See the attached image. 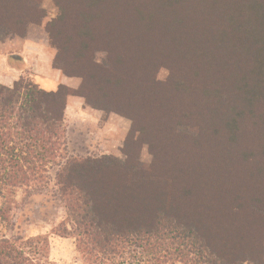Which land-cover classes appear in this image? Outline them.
Wrapping results in <instances>:
<instances>
[{"label": "trees", "instance_id": "obj_1", "mask_svg": "<svg viewBox=\"0 0 264 264\" xmlns=\"http://www.w3.org/2000/svg\"><path fill=\"white\" fill-rule=\"evenodd\" d=\"M35 1L0 0V36L42 22ZM53 1L55 62L89 106L131 120L126 160L68 157L66 85L0 83V222L57 168L56 233L100 264H264V0ZM49 251L46 235L0 238V264Z\"/></svg>", "mask_w": 264, "mask_h": 264}, {"label": "rangeland", "instance_id": "obj_2", "mask_svg": "<svg viewBox=\"0 0 264 264\" xmlns=\"http://www.w3.org/2000/svg\"><path fill=\"white\" fill-rule=\"evenodd\" d=\"M34 3L46 12L42 22L30 24L23 36H0V83L12 86L15 81L24 78L46 91L66 85L72 92L65 111L68 157L82 161L96 159L103 164H110L113 160L124 162L125 141L131 129V120L94 109L83 97L74 94L82 80L66 76L56 64L57 49L47 32V24L58 15V8L53 0H36ZM104 59L105 54H97L99 62ZM167 75L168 71L162 69L158 77L164 80ZM139 160L143 166L152 162L147 145L142 147ZM57 170L50 172L51 179L45 187L23 188L16 192L11 221L0 222V238L27 239L46 235L50 244V264H100V255L97 258L90 255L89 250L78 249L77 236L56 233L57 226L66 219L55 179Z\"/></svg>", "mask_w": 264, "mask_h": 264}]
</instances>
